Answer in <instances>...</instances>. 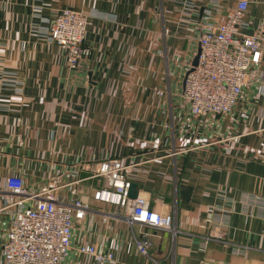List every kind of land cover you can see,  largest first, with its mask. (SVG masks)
Wrapping results in <instances>:
<instances>
[{
    "label": "crops",
    "instance_id": "crops-1",
    "mask_svg": "<svg viewBox=\"0 0 264 264\" xmlns=\"http://www.w3.org/2000/svg\"><path fill=\"white\" fill-rule=\"evenodd\" d=\"M237 1L0 0V264L19 206H3L7 178L21 176L29 189L58 185L67 200L71 170L90 212L74 224L62 264H97L76 249L82 243L112 253L113 264H264L263 83L246 84L227 115L195 116L181 96L201 24L223 20ZM248 1L237 30L264 38V0ZM63 7L89 15L90 54L74 70L48 35ZM107 157L129 166L153 210L174 217L175 233L151 230L148 255L123 209L93 198ZM213 208L222 209L225 241L203 246L211 227L198 225Z\"/></svg>",
    "mask_w": 264,
    "mask_h": 264
},
{
    "label": "built area",
    "instance_id": "built-area-1",
    "mask_svg": "<svg viewBox=\"0 0 264 264\" xmlns=\"http://www.w3.org/2000/svg\"><path fill=\"white\" fill-rule=\"evenodd\" d=\"M248 3V0H238L223 20L201 24L198 63L186 75L181 91L183 100L195 116L230 114L244 86L252 81H261L264 93V38L261 34L237 30ZM215 4L216 0H208V7ZM208 7L203 9L204 12H209ZM88 21L89 15L85 12L63 7L48 28L49 39L65 49V64L69 70L79 68L90 54V49L84 45ZM129 171V166L119 158L101 160L97 175L105 179V184L94 191L93 198L123 209L126 223L139 228V236L135 239L137 251L148 255L153 246L151 230L175 233L174 217L171 213L153 210L143 195L129 196ZM65 180L70 196L67 200L56 194L58 185L29 189L21 176L12 174L7 178L3 206H19L11 213L2 246L5 264H62L72 247L74 224L90 212L89 202L77 195L75 185L80 181L77 173L66 172ZM26 201L29 202L27 206L23 205ZM216 211L218 213L213 215ZM222 213L221 208H213L198 225L200 228L211 227V231L202 237L203 246L211 240L225 241ZM106 218L104 215L103 219ZM76 249L92 256L96 263L113 264L112 253L103 254L93 244L82 243ZM234 250L241 251L237 247Z\"/></svg>",
    "mask_w": 264,
    "mask_h": 264
},
{
    "label": "water",
    "instance_id": "water-1",
    "mask_svg": "<svg viewBox=\"0 0 264 264\" xmlns=\"http://www.w3.org/2000/svg\"><path fill=\"white\" fill-rule=\"evenodd\" d=\"M203 9H204V8H201V10H200V13H201V14H202ZM199 52H200V48L198 47L197 53H196V55L194 56V58L192 59L191 66H190V68L187 70V72L185 73L183 83H184V81H185V77H186V75H187L190 71H192V70L194 69V67L197 65V63H198ZM252 74H253V73H252ZM137 193H138L137 185L134 184V183H131V186H130V188H129V196H130L131 198H135L136 195H137ZM97 264H100V263H97Z\"/></svg>",
    "mask_w": 264,
    "mask_h": 264
}]
</instances>
